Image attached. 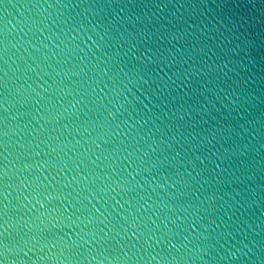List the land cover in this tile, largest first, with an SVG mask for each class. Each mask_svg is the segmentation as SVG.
Wrapping results in <instances>:
<instances>
[{
	"label": "water",
	"instance_id": "obj_1",
	"mask_svg": "<svg viewBox=\"0 0 264 264\" xmlns=\"http://www.w3.org/2000/svg\"><path fill=\"white\" fill-rule=\"evenodd\" d=\"M0 264H264V0H0Z\"/></svg>",
	"mask_w": 264,
	"mask_h": 264
}]
</instances>
